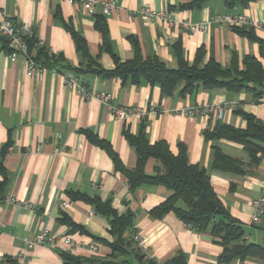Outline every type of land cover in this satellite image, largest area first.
<instances>
[{
  "label": "crops",
  "instance_id": "crops-1",
  "mask_svg": "<svg viewBox=\"0 0 264 264\" xmlns=\"http://www.w3.org/2000/svg\"><path fill=\"white\" fill-rule=\"evenodd\" d=\"M115 1L114 10L104 13L99 3L88 13L67 0H0V21L6 16L14 24L29 23L36 38L55 57L54 67L27 74L24 58L11 59L0 37V149L9 143L0 162V184L4 182L0 188V264H16L23 237L32 238L43 228L55 236L70 235L77 245L67 250L62 246H36L30 251L29 264H65L60 252L80 259L74 264H138L130 250L119 253L108 246L115 240L109 233L108 217L95 212L89 202L73 198L74 193L109 200L118 214L132 212L131 229L124 236L140 253L139 246L146 248L147 257L158 264L177 252L185 254L187 264H263L252 258L219 263L222 248L208 229L196 231L172 212L162 217L151 215L150 209L162 202L169 190L163 185L146 184L131 189L105 148L83 130L110 144L129 169L136 165V154L124 130L137 134L142 126L149 142L164 140L172 153L178 151L179 144L184 145L189 162L206 169L229 214L243 225L245 241L264 243V214L258 223L250 221L251 200L259 193L264 172V155L244 174L213 168V144L245 163L248 154L238 143L225 139L213 143L202 134L217 121L244 128L241 111L264 123V97L253 102L246 90L205 88L200 83L183 91V81L170 95H164L159 86L145 79L133 83L130 78L103 77L75 68L98 64L111 69L115 61L131 59L132 38H136L144 58L156 57L168 67L177 65V50L189 64L197 61L203 65L211 59L227 67L234 57L241 67L246 54L259 56L260 41L264 46V0L234 8L222 0H202L198 4L193 0ZM143 7L165 11L170 22L146 17L140 13ZM223 13L246 14L263 26L254 28L250 38L227 23L209 22L213 15ZM97 19L106 26L110 51L101 48ZM187 22H204L205 28L190 31L184 25ZM73 34L84 39L94 61L87 62L77 51ZM63 75L76 76L90 91L109 94L111 104L135 106L142 114L116 120L106 105L85 99L75 87L64 83ZM211 104L221 105V118L216 113L201 116L184 111L190 106ZM156 166H160L158 161L148 159L145 172L152 174ZM7 197L15 201L7 203ZM62 214L79 228L63 223ZM136 234L141 243L131 239Z\"/></svg>",
  "mask_w": 264,
  "mask_h": 264
},
{
  "label": "trees",
  "instance_id": "trees-1",
  "mask_svg": "<svg viewBox=\"0 0 264 264\" xmlns=\"http://www.w3.org/2000/svg\"><path fill=\"white\" fill-rule=\"evenodd\" d=\"M201 1L193 0V3L198 4ZM252 1L254 0H222L229 8L238 5L246 6ZM95 27L102 34L101 48L110 51L104 22L97 19ZM233 28L253 38V27ZM73 37L76 49L81 56L87 62L94 61L87 51L84 39L76 34H73ZM131 43L133 57L125 61H115V66L111 69H105L98 64H88L83 68L75 69L77 71H92L103 77H121L123 80L130 78L133 83L145 79L150 84L159 86L164 95H170L177 84L183 81V91H189L200 83L205 88L246 90L250 92L253 102L264 97V69L261 61V59L264 61V46L262 41L259 42V56L246 54L242 59L241 67L234 57L227 67H222L211 59L203 65H199L197 61L189 64L183 59L179 50L176 51L177 65L168 67L156 57L144 58L136 38H132ZM28 50L40 67H54L55 57L48 52L47 47L35 45V38L29 39ZM241 114L246 121L244 128H237L217 121L212 128H205L202 134L206 140H211L213 143L225 139L240 144L248 154L247 163L224 153L216 144H213L211 163L213 168L244 174L257 166L264 155V123L251 113L241 111ZM83 132L105 148L113 160L115 168L123 174L131 189L134 190L139 185L146 184L149 186L163 185L169 190L167 197L150 209L151 215L162 217L165 213L172 212L183 223L196 231L208 229L213 239L222 248L217 258L219 263L252 258L260 260L264 264V243L245 241L243 225L229 214L228 209L213 189L206 169L189 162L184 145L179 144L178 151L172 153L164 140L149 142L142 126L137 134L124 130L123 134L136 154V165L129 169L124 167L110 144L96 138L90 130L86 129ZM8 147L9 143L1 147L0 162ZM150 158L160 164L159 167L156 166L152 174L145 172L146 162ZM3 185L4 182L0 184V188ZM72 196L89 202L95 212L108 217L109 233L115 238L113 242L107 243L112 250L125 254L130 250L138 264H158L152 258L145 257L138 249H134L132 241L124 236V233L131 229L132 212L118 214L111 207L109 200L103 201L98 196L78 193H74ZM61 221L71 226L72 229L79 228L65 214H62ZM131 239L133 240V236ZM60 255L65 264H74L80 261L79 258L68 252H60ZM161 264L187 263L185 254L177 252Z\"/></svg>",
  "mask_w": 264,
  "mask_h": 264
},
{
  "label": "built area",
  "instance_id": "built-area-1",
  "mask_svg": "<svg viewBox=\"0 0 264 264\" xmlns=\"http://www.w3.org/2000/svg\"><path fill=\"white\" fill-rule=\"evenodd\" d=\"M70 3H78L88 13H92L97 6L101 4L102 11L107 13L116 8L115 0H67ZM140 13L146 17L154 20L169 21L167 13L165 11H156L150 7H143ZM170 22V21H169ZM210 23L219 22L227 23L231 27H253L262 28L261 21L253 20L249 15L242 13H223L213 15L209 21ZM185 27L190 31L205 28L204 22L198 23H184ZM0 37H2L9 51V57L15 59L17 56H22L27 65V74H32L41 69L31 55L29 54L28 44L29 39L35 38V45L44 46L43 42L36 38L34 30L29 23L14 24L9 18L4 16L0 21ZM48 52L52 53L48 48ZM64 83L69 84L77 90V92L87 100H95L107 106L112 116L116 120H125L133 115H141L142 111L135 106H116L110 103V96L107 93L93 92L87 89L85 86L79 83L76 76L63 75ZM187 115H201L207 116L211 113H216L218 118L222 117L221 105H194L184 109ZM7 203L14 202L15 200L7 197ZM22 204L31 206V203L23 201ZM66 203H64V206ZM252 213L250 216L251 223H257L260 221L261 216L264 214V172L260 179V188L257 197L251 200ZM2 223L0 222V227ZM134 240L141 243L140 237L136 234L133 236ZM23 250L16 256V264H29L30 251L36 246L58 247L62 246L65 250L76 247V243L70 235L55 236L48 232L46 228H43L40 232L36 233L32 238L23 237L22 239ZM70 248V249H71ZM141 252L147 257V250L142 245L139 246Z\"/></svg>",
  "mask_w": 264,
  "mask_h": 264
},
{
  "label": "rangeland",
  "instance_id": "rangeland-1",
  "mask_svg": "<svg viewBox=\"0 0 264 264\" xmlns=\"http://www.w3.org/2000/svg\"><path fill=\"white\" fill-rule=\"evenodd\" d=\"M260 243H263V241H260Z\"/></svg>",
  "mask_w": 264,
  "mask_h": 264
}]
</instances>
